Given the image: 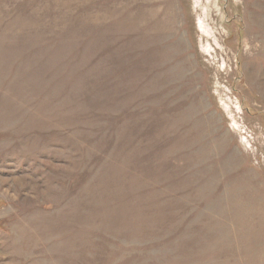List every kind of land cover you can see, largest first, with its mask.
Returning <instances> with one entry per match:
<instances>
[{
    "label": "rangeland",
    "instance_id": "obj_1",
    "mask_svg": "<svg viewBox=\"0 0 264 264\" xmlns=\"http://www.w3.org/2000/svg\"><path fill=\"white\" fill-rule=\"evenodd\" d=\"M0 264H264V0H0Z\"/></svg>",
    "mask_w": 264,
    "mask_h": 264
}]
</instances>
